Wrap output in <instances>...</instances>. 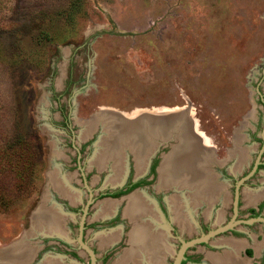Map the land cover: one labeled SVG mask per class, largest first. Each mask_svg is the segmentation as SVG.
I'll list each match as a JSON object with an SVG mask.
<instances>
[{
	"label": "rangeland",
	"instance_id": "rangeland-1",
	"mask_svg": "<svg viewBox=\"0 0 264 264\" xmlns=\"http://www.w3.org/2000/svg\"><path fill=\"white\" fill-rule=\"evenodd\" d=\"M68 1L1 0L0 138L29 139L42 164L30 194L9 210L0 209V264H88L77 236L89 200L84 242L94 251L95 264H113L129 247L127 233L131 237L138 221L128 216L134 221L131 231L132 223L122 213L125 203L114 213L120 211L119 217H94L97 212L102 216L101 206L111 202L98 209L102 193L117 189L122 175L124 181L135 177L137 154L130 145L135 135L126 136L124 167L116 177V166L100 167L96 157L100 149L107 150L102 140L111 130H117L112 137L118 135L120 123L105 120L88 137L83 124L102 109L128 118L139 113L162 116L182 108L177 112L188 115L210 148L212 175L223 190L222 197L210 203L193 202L185 187L160 185L161 172L158 187L157 173L154 181L136 187L145 197L161 195L170 202L168 218H161L169 264L178 241L198 237L233 217L236 184L258 154L264 155V0H84L82 13L71 25L58 15ZM44 31L53 39L39 37ZM103 124L110 127L108 133ZM180 130L176 122L168 136H155L157 140L148 144L154 148L149 160L155 158L156 168L172 145L179 144ZM238 137L250 152L235 171L232 154ZM54 170L67 177L68 187L78 194L73 204L50 188ZM260 190L263 170L239 185L235 220H246L247 194ZM42 207L60 211L65 235L43 232L34 219ZM168 226L177 230L176 236L169 234ZM112 232L114 240L110 235L98 237ZM221 241L239 242L238 255L247 264H264L263 221L237 223L234 230L188 248L186 264H212L208 254H223L228 248Z\"/></svg>",
	"mask_w": 264,
	"mask_h": 264
},
{
	"label": "bare ground",
	"instance_id": "bare-ground-1",
	"mask_svg": "<svg viewBox=\"0 0 264 264\" xmlns=\"http://www.w3.org/2000/svg\"><path fill=\"white\" fill-rule=\"evenodd\" d=\"M182 110L184 109L174 108L172 110L173 113L165 114L162 116H158L154 114L144 115L139 113L135 115L133 114L126 119L124 117H121L122 114L121 116H112L113 114L115 115L120 114L118 112L117 113L113 111L103 112L104 110L102 109L100 111L102 113L99 112L96 114V116H93L91 120L84 122L85 124L83 125L84 128L86 129V137L90 136V134L95 130V128H97V125L103 123L105 120H109V123L111 122V120L120 123L119 126L120 131L117 136L112 137L111 135L117 134V130L116 131L111 130L110 134L107 135L108 137L102 140V143H104L107 146V150L102 151L100 149L96 157V164L100 163L99 164L100 167H103L104 165H108V164H111L112 166H116L115 170H119V173L116 172L118 174L116 175V177H118L122 172L123 169L122 167H124L125 161L123 160V158H125L124 156L126 155L124 152H126V148L128 147V145L125 142L126 136L131 135L132 132V135L135 136L131 138L130 145L133 152L137 154L138 168H142V166L145 165L146 163L147 156L149 155V153L151 154V152L154 150V148L149 149L148 144L152 145V142L156 139L155 136H157L158 138L168 136L177 122L178 127L181 129L178 136L179 144L176 146L172 145L171 148L172 150L168 154L171 155L169 157L167 156L168 159L166 158L165 159L166 161L164 160L162 162V166H160V172L162 170L161 182H160L161 185L165 186L171 184L173 186L175 184L176 187H180V186L185 187L186 190L188 191L189 194L188 196H190L193 202L198 201V199H200L201 201L212 202L211 200H214L215 197L220 198L221 196L220 193L223 190V185L216 179V177H213L212 175L211 166L214 163L212 158V152L209 150L210 148L206 146V142L196 132L192 120L190 121L189 117H187L188 115L177 112ZM103 113H107V114H103ZM97 116L98 118L95 119L94 117ZM142 122L146 123V126H144L146 129L141 128ZM104 124L103 127L105 126ZM194 124L196 123L194 122ZM109 128L110 127L105 126L106 132L109 130ZM119 135H123V136H119ZM170 139H175V138L170 137ZM242 139L243 137H238L237 140L238 148L233 150V154H232L235 157H237V163L234 166L235 171L240 169V166L247 159L249 153L246 148L241 146L240 142H242ZM132 141H134L136 144L134 145ZM174 141L177 142L178 140L175 139ZM53 144H54L53 147L57 149L54 142ZM144 152L148 153L147 156H145ZM61 175L58 170L51 171L49 176L50 188L52 187L59 194L68 197L71 203L77 201L78 194L71 188L72 186L68 187L67 185L69 179L64 176L61 177ZM218 194L220 195L218 196ZM263 194L264 191L258 194L249 193L247 194V199L249 202H254ZM46 198L45 199L48 200V197ZM186 202L185 204H187ZM176 204L177 202L175 203V205ZM180 204L181 201L179 205L177 204V208L180 206ZM115 206H116L115 201L105 202L101 206L100 211L101 213H103V215H106L110 211H112L113 208H115ZM138 207L140 209H143L144 213H142ZM125 212L126 215L136 220H138V218H141L145 215L152 214L151 210H148V208L144 206V204H142V196L140 197V195L138 194L129 198ZM60 214H61L60 211L56 209V207H53V209L43 208L36 214L34 219L38 223L42 224L43 232H47V233L49 232L48 234L58 233V235H65L64 229L59 224ZM179 214L180 212L177 213V215ZM55 219H57L58 221H56ZM149 222H151V220ZM153 223L154 222H152V224ZM149 226H151V224ZM149 226H147L144 229L142 228L140 229L139 228L140 226H138V228H136L131 233L130 242L132 244V247L129 250V252H125V254H123L122 257H120L118 261L119 264H126L129 261H134V257H137L138 254H141L140 251L142 250V247H140L141 244L138 242L139 239L141 238V235L143 237L144 233L151 231V228ZM110 236L112 237L110 240H114L117 235L113 234ZM148 242L149 244L152 243V245H156L155 241L152 239L151 241L148 240ZM220 243L226 244L227 245L226 247L228 248L224 251L223 254H219V255L215 253L208 254L207 258L213 264H247V261L239 257L238 255V250L242 248V245H240L239 242L231 241L227 243L221 241ZM25 254L27 255L28 253Z\"/></svg>",
	"mask_w": 264,
	"mask_h": 264
},
{
	"label": "trees",
	"instance_id": "trees-1",
	"mask_svg": "<svg viewBox=\"0 0 264 264\" xmlns=\"http://www.w3.org/2000/svg\"><path fill=\"white\" fill-rule=\"evenodd\" d=\"M84 3V0H69L65 10L58 15L67 24H74L77 16L82 13ZM39 37L53 39L46 31ZM41 164L37 148L29 139L22 136L4 140L0 138V209L9 210L17 201L30 194L33 182L40 171L38 166ZM134 186H129L125 191L131 190ZM125 191H107L100 196L115 197L127 193ZM247 253L250 254L251 251L247 250Z\"/></svg>",
	"mask_w": 264,
	"mask_h": 264
},
{
	"label": "crops",
	"instance_id": "crops-1",
	"mask_svg": "<svg viewBox=\"0 0 264 264\" xmlns=\"http://www.w3.org/2000/svg\"><path fill=\"white\" fill-rule=\"evenodd\" d=\"M151 154L149 153V156L146 159L147 164L143 165L142 168H140V169L138 167L135 168L136 169V175H135V177L133 176L134 180L140 178L141 176H143L147 172V168H148V164H149V158H150ZM160 166H161V164H160ZM160 166L157 168V179H156L157 186L156 187H158V181H159V176H160ZM161 173H162V170H161ZM150 179H151V177L149 178V180ZM153 179L155 180V178H153ZM120 180H122V181L119 182L116 185L118 187L122 186L123 183H124L123 182L124 181L123 180V175H122V178ZM160 182H161V177H160ZM160 185H161V183H160ZM136 194L140 195V197L142 196V204H144V206H146L148 208V210H151V212H152L151 215H145L146 217L143 216L141 218H138V220H136V221H138L137 224H139L138 226H140L139 227L140 229L141 228L144 229V228H146L147 226H149L151 224V226H149L151 228V231L144 233L143 237L141 235V238L139 239V242H138V243L141 244L140 247H142V250L140 251L141 254H138L137 257H134V261H129L127 264H165L166 263V259H167L168 255H169V252H170L169 251L170 248L169 249L167 248L166 243H165V239H164V235L167 236V231H166L165 228L161 227V223H162L161 222L162 221L161 218H163V216L159 212V209H158L153 197H151L152 199H150L148 196L145 197L143 195V193L139 191L138 188H135L131 193L128 192L125 195H122V196H119V197H103L102 200L98 201V206H97L98 209H99L100 204H102L105 201H115L116 206H115V208H113L112 211H110L106 215H102L101 216L97 212V214L95 215L94 219H97V220L99 219L100 221L109 219L110 217L115 215L114 213L116 212L117 207H119L121 204L125 203V207L122 205V213H123V216L126 219H128L129 222L132 223V226L130 228V230H131L133 225H134V221L132 219H129L128 215L125 214L126 213L125 210L127 208V200H128V198L132 197V196H134ZM71 204H73V203H71ZM170 207L171 206H169V210H170ZM153 209H154V211H153ZM140 210H141L142 213H144L143 209H140ZM150 220H151V222H149ZM141 222H142V224H141ZM152 222H154V223L152 224ZM129 232L127 233V241H128L129 247H127L124 250H122V252L119 255V257L123 254V252H126L128 249H131V242H130ZM111 234H114V233L112 232ZM111 234H99L98 237L100 239V237H102V236L103 237L107 236V235L109 236ZM151 239L155 241L156 245H152V243L149 244L148 240L151 241ZM112 242L113 241L108 242V243L107 242H103L102 240L100 241V243L108 244V245L110 243L112 244ZM143 256H145V257H143ZM119 257L114 261L113 264H117V262L119 261ZM208 261L210 263H212L209 259H208Z\"/></svg>",
	"mask_w": 264,
	"mask_h": 264
},
{
	"label": "flooded vegetation",
	"instance_id": "flooded-vegetation-1",
	"mask_svg": "<svg viewBox=\"0 0 264 264\" xmlns=\"http://www.w3.org/2000/svg\"><path fill=\"white\" fill-rule=\"evenodd\" d=\"M236 144H237V142H236ZM244 148H246L247 149V151L248 152H250V148H248V147H244ZM235 149H236V147H235ZM134 154V153H133ZM171 155V154H170ZM169 156V155H168ZM164 158V157H163ZM168 158V157H167ZM235 158V160H236V162H237V158L236 157H234ZM257 160H258V163L256 164V168H255V170L252 172V170H253V167H254V165H255V161H254V163L252 164V169H250L249 170V172H247V174L245 175V176H247L249 173H251V175L247 178V179H245V180H248V179H251V177L255 174V173H257V172H259V170H263L264 171V155H262V154H260V156L259 157H257ZM236 162H235V164H236ZM161 164V163H160ZM235 164L233 165V170H234V166H235ZM244 165V163L241 165V167ZM136 166L138 167V165H137V162H136ZM158 166H160V165H158ZM157 163L155 162V158H151L150 160H149V164H148V168H147V172L143 175V176H141L140 178H138V179H136V180H134L133 179V177L131 178V176H129L128 178H126V180L124 181V183H123V185L122 186H119L117 189H115V191H118V190H122L123 192L129 187V186H132V185H135L132 189H135L136 187H138L139 185H141V184H144V183H148V182H150V181H154V176H155V174L157 173ZM262 168V169H261ZM245 176H242V178L243 177H245ZM151 177V179L149 180V178ZM217 177V176H216ZM160 182V181H159ZM221 183V182H220ZM137 184V185H136ZM131 189V190H132ZM131 190H129V191H125V192H130ZM113 191V190H112ZM264 190H260V192H258V193H262ZM257 193V194H258ZM103 194V193H102ZM101 194V195H102ZM124 194H126V193H122V194H120V195H118V196H115V197H119V196H121V195H124ZM222 195H223V192H222ZM235 195V194H234ZM233 195V196H234ZM154 197V201H155V203H156V205H157V207H158V209H159V212L161 213V215L163 216V219L164 220H166L167 218H168V212H169V206H171V205H169L170 204V202L168 201V200H164V198L161 196V195H153ZM103 197H112V196H103ZM222 196H220V198H221ZM235 197V196H234ZM234 197H233V205H232V211H234ZM261 198H264V194L262 195V196H260L256 201H254V202H249V204H248V207H247V212H248V217L246 218V220H251V219H253V221L251 222V223H244V222H239V223H243V224H252V223H255V222H258V221H260V220H257L256 218H258V217H263L264 218V214H263V208H264V200L263 199H261ZM217 199H219V198H217ZM215 200V199H214ZM240 201H241V199H240V197H238V203H237V216H238V208H239V206H238V204L240 203ZM208 203V202H207ZM210 203V202H209ZM119 214H120V211L118 212ZM119 214H116L114 217L116 218V217H119ZM236 218V217H235ZM114 221V220H113ZM230 221V220H229ZM228 221V222H229ZM228 222H226V223H228ZM225 223V224H226ZM238 223V224H239ZM225 224H223V225H225ZM223 225H221V226H223ZM235 226V225H234ZM234 226L232 227V228H230V229H228V230H226V231H232V230H234ZM220 227V226H219ZM168 228V231H169V234L171 235L172 234V236H176L177 235V230L175 229V228H173V227H171V226H168L167 227ZM132 230H133V228H132ZM131 230V231H132ZM226 231H224V232H226ZM208 231H206V233H207ZM223 233V232H222ZM221 234V233H220ZM84 236V235H83ZM83 240H84V238H83ZM187 240H189V239H185L184 241H187ZM181 241L182 240H180V241H178L179 242V245H178V249H179V247H180V245H181ZM206 243V242H205ZM203 243H201L200 245H202ZM199 245V244H198ZM195 246V245H194ZM193 247V246H192ZM177 249V250H178ZM177 250H176V252H177ZM248 250H250V249H248ZM176 252H175V254H176ZM174 254V255H175ZM169 257V256H168ZM168 257H167V259H168ZM175 257V256H174ZM189 255H188V249L185 251V253H184V258L181 260V263L180 264H186V262L188 261V259H189ZM167 259H166V261H167ZM174 259V258H173ZM173 259H172V261H173ZM104 262V264H105V261H103ZM88 264H90L91 263V259H90V257H89V261L87 262ZM172 263V262H171ZM171 263H169V264H171ZM254 264H257V263H254Z\"/></svg>",
	"mask_w": 264,
	"mask_h": 264
},
{
	"label": "water",
	"instance_id": "water-1",
	"mask_svg": "<svg viewBox=\"0 0 264 264\" xmlns=\"http://www.w3.org/2000/svg\"><path fill=\"white\" fill-rule=\"evenodd\" d=\"M122 117V116H121ZM127 119V117H124ZM262 139L264 141V130L262 131ZM261 153L258 154V157L260 156ZM258 163V160L255 161V165L253 167L252 172L255 170L256 168V164ZM251 172V173H252ZM251 173H249L247 176L241 178V180H239L236 184L235 187V197H234V211H233V217L230 219V221L228 223H226L223 226L217 227L215 229L209 230L207 233H203L198 237L189 239L187 241L182 240L181 241V245L179 247V249L177 250L175 257L172 261L171 264H180L181 260L184 258V253L185 251L194 246V245H198L201 243H205L207 242L209 239H211L212 237L232 228L234 225H236L239 222H244V223H251L253 221V219L251 220H235V217L237 216V203H238V187L239 185L242 183L243 180L247 179ZM89 203H91V200H89L87 202V204L85 205V208L83 210V215L81 217L80 223H79V228H78V236H77V242L79 244V246L88 254V256L91 259V263L90 264H95L96 263V259H95V254L94 251L84 242L83 240V230H84V223H85V217H86V213H87V209L89 207ZM257 220L263 221L264 222V218L262 217H258L256 218Z\"/></svg>",
	"mask_w": 264,
	"mask_h": 264
}]
</instances>
